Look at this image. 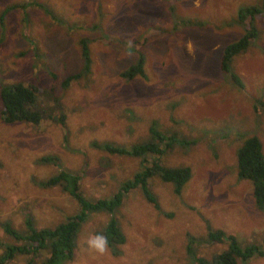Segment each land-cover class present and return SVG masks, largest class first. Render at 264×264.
I'll use <instances>...</instances> for the list:
<instances>
[{"label":"rangeland","instance_id":"1","mask_svg":"<svg viewBox=\"0 0 264 264\" xmlns=\"http://www.w3.org/2000/svg\"><path fill=\"white\" fill-rule=\"evenodd\" d=\"M261 1L0 0V91L16 82L37 86L35 108L44 114L38 124L5 122L0 98V253L22 242L4 231L7 221L24 233L26 219L51 228L78 212L76 199L60 186L42 184L59 170L80 173L87 197H111L142 164L93 143H143L153 125L184 138L160 158L164 166L190 168L180 194L154 175L149 186L158 209L138 187L113 214L123 244L109 245L103 257L81 251L77 241L102 230L110 216L93 213L76 235L73 258L58 264H191L187 237L204 238L209 228L242 244L262 243L264 210L255 204L251 182L238 176L236 156L251 135L259 137L264 155V107L258 104L264 100V13L251 25L238 19L241 8ZM251 26L256 37L230 64L237 83L220 58ZM83 47L89 71L64 87L65 77L84 66ZM140 52L144 76H121ZM50 156L55 161L41 160ZM197 247L210 257L226 243ZM47 255L42 250L33 264ZM28 259L17 254L5 264ZM239 264H264V255Z\"/></svg>","mask_w":264,"mask_h":264},{"label":"trees","instance_id":"2","mask_svg":"<svg viewBox=\"0 0 264 264\" xmlns=\"http://www.w3.org/2000/svg\"><path fill=\"white\" fill-rule=\"evenodd\" d=\"M4 13L5 10L2 13V18ZM260 13H264V0L258 5L241 8L238 19L241 23L248 19L251 25L255 16ZM256 33L253 26L249 27L241 37L227 44L221 54V68L223 71L230 73V76L237 83L236 76L231 73L230 64L236 54L245 51L249 47L256 37ZM82 52L84 57L83 68L77 73L66 76L62 82L64 87H67L72 80L89 71L90 55L85 47H83ZM144 64L145 57L140 52L137 60L124 69L121 76L126 79H132L137 75L144 76ZM39 92V88L32 84L20 82L4 84L0 91L2 119L8 123L25 121L38 124L44 116L41 111L35 108ZM258 104L264 107V100H259ZM58 119L63 124L64 115L60 114ZM150 133L151 136L148 141L129 147L109 143H93L96 148L106 149L111 154L129 156L141 161L142 168L124 179L111 197L97 199L87 197L81 190L82 175L80 173L59 170L56 175L46 179L42 183L44 186H60L63 191L76 199L79 204L78 212L68 216L63 222L51 228L35 227L31 219H26V231L24 233L16 231L9 222L4 223V231L22 242L5 246L0 253V264L12 260L17 254L28 255L29 259L26 264H33L36 254H39L42 250H47L48 254L42 264H58L61 259H72L75 251L76 235L81 225L93 213L107 212L110 215L105 227L97 233L107 235L110 246L123 244L125 235L113 214L116 209L124 204L126 195L132 189L139 187L144 197L158 209L159 203L149 186L150 178L158 175L163 181L172 183L174 192L180 194L184 184L191 176V170L188 166L167 167L160 161L161 156L169 147L179 139L183 141V136L178 133L165 135L154 125L150 127ZM148 155H152L154 158L149 164H145ZM236 156L238 176L251 182L255 204L257 208L264 210V155L259 137L251 135L245 138L238 147ZM55 159L56 157L50 156L43 157L41 160L53 162ZM213 243H226V248L212 254L210 257H206L199 252L198 244ZM0 245L3 246V243L0 242ZM186 251L191 264H239V262L248 261L255 255H264V237L262 243L249 242L242 244L233 234L226 233L222 229L209 228L207 236L204 238L188 236Z\"/></svg>","mask_w":264,"mask_h":264},{"label":"clouds","instance_id":"3","mask_svg":"<svg viewBox=\"0 0 264 264\" xmlns=\"http://www.w3.org/2000/svg\"><path fill=\"white\" fill-rule=\"evenodd\" d=\"M77 245L82 252L96 257H103L110 252L109 237L103 233H90L87 238L79 239Z\"/></svg>","mask_w":264,"mask_h":264},{"label":"crops","instance_id":"4","mask_svg":"<svg viewBox=\"0 0 264 264\" xmlns=\"http://www.w3.org/2000/svg\"><path fill=\"white\" fill-rule=\"evenodd\" d=\"M7 222H9V221H7ZM10 223V222H9ZM2 227H3V224H2Z\"/></svg>","mask_w":264,"mask_h":264}]
</instances>
